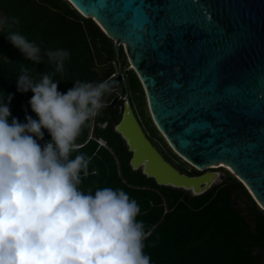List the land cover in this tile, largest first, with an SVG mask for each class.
Returning <instances> with one entry per match:
<instances>
[{
	"label": "water",
	"instance_id": "1",
	"mask_svg": "<svg viewBox=\"0 0 264 264\" xmlns=\"http://www.w3.org/2000/svg\"><path fill=\"white\" fill-rule=\"evenodd\" d=\"M111 39L129 165L159 185L199 195L217 171L181 172L147 137L127 98L123 46L149 115L172 151L196 170L230 167L264 210V0H67ZM0 16H3L0 11Z\"/></svg>",
	"mask_w": 264,
	"mask_h": 264
},
{
	"label": "trees",
	"instance_id": "2",
	"mask_svg": "<svg viewBox=\"0 0 264 264\" xmlns=\"http://www.w3.org/2000/svg\"><path fill=\"white\" fill-rule=\"evenodd\" d=\"M0 11L3 16L19 19L15 30L36 42L42 56L48 49L69 51L63 73L54 76L60 92L66 93L77 80L102 82L115 73L112 39L67 0H0ZM6 35L0 31V98L12 95L9 107L21 123L26 122V114L38 119L28 103L33 93L17 91L20 64L30 69L34 79H39L37 73L54 72L55 65L46 56L38 64L27 60ZM101 64L106 65L102 72L98 68ZM124 88L143 123L164 140L148 113L142 85L132 69L127 71ZM114 97L115 90L105 96L106 106L83 127L76 141L77 151L71 154L73 158L79 153L91 157L89 175L82 178L81 190L94 193L97 188L122 189L137 201L141 210L137 220L145 224V253L151 257V264H264V210L245 186L228 173L224 181L204 193L191 195L157 184L140 169L132 170L131 152L113 128L120 119L123 102L119 99L110 107ZM50 139L44 130L40 143ZM165 144L168 152L159 150L164 158L181 172L195 175L197 170L190 165L175 163L173 159L183 160Z\"/></svg>",
	"mask_w": 264,
	"mask_h": 264
},
{
	"label": "clouds",
	"instance_id": "3",
	"mask_svg": "<svg viewBox=\"0 0 264 264\" xmlns=\"http://www.w3.org/2000/svg\"><path fill=\"white\" fill-rule=\"evenodd\" d=\"M19 24L0 16L7 40L34 64L46 56L55 71L34 79L20 64L17 91L33 93L28 103L38 119L26 114L21 123L9 107L12 95L0 98V264H151L137 201L122 189L82 191L91 157L71 155L112 85L77 80L60 92L54 76L63 73L69 51L48 49L42 56L36 42L15 30ZM44 130L51 139L41 144Z\"/></svg>",
	"mask_w": 264,
	"mask_h": 264
},
{
	"label": "rangeland",
	"instance_id": "4",
	"mask_svg": "<svg viewBox=\"0 0 264 264\" xmlns=\"http://www.w3.org/2000/svg\"><path fill=\"white\" fill-rule=\"evenodd\" d=\"M3 14V13H2ZM83 16V15H82ZM112 41H113V44H114V40L112 39ZM120 47H121V45L118 47V51H119V60H120ZM123 47V46H122ZM100 70H101V72L102 71H104L105 69H106V65H100L99 67H98ZM129 69V65L127 64L126 65V67H125V70L127 71ZM124 72L125 71H122V74H123V83H124V81H125V79L124 78H126V76H125V74H124ZM113 90H115V95L117 96V95H119V93H120V90H119V86L117 85V87L115 88V89H113ZM126 95H127V98L128 99H130V94L129 93H127L126 92ZM135 103V102H134ZM135 105V104H134ZM139 111H138V109H137V113H138ZM149 113V112H148ZM139 117L141 118V115H139ZM142 120H143V118H142ZM152 135H154L155 136V134H152ZM160 135H161V133H160ZM162 136V135H161ZM156 138H157V136H155ZM163 137V136H162ZM163 139H164V137H163ZM165 140V139H164ZM164 140H157L156 141V145L162 150V151H164V152H168V150H167V147H166V144H165V142H166V140H165V142H164ZM97 142L100 144V142H99V140H97ZM167 143V142H166ZM102 144V143H101ZM167 145H168V143H167ZM169 146V145H168ZM174 161H175V163L177 164V165H181V166H187V165H189V164H185L183 161H181V160H177V159H173ZM223 167H221V168H218V167H216L215 166V168H207V169H205V170H197V172H196V174H201V173H204V172H207V171H217L218 173H219V176L217 177V179H216V182L215 183H219V182H222V181H224L226 178H227V176H228V173H230V174H232V175H234L235 177H236V175L234 174V172L230 169V167H228V166H226V165H222ZM188 170H192L191 168H190V166L188 167ZM204 171V172H203ZM195 174V175H196ZM236 200H237V198H236ZM242 204L240 203V206H241Z\"/></svg>",
	"mask_w": 264,
	"mask_h": 264
},
{
	"label": "flooded vegetation",
	"instance_id": "5",
	"mask_svg": "<svg viewBox=\"0 0 264 264\" xmlns=\"http://www.w3.org/2000/svg\"><path fill=\"white\" fill-rule=\"evenodd\" d=\"M118 60H119V51H118ZM129 65V69H132V66L129 64L127 58H126V55L124 53V50H123V47L121 46L120 47V60H119V67H120V71H121V74H122V71H125L124 74L125 76H127V71L125 70V67L126 65ZM134 71V70H133ZM115 74V73H114ZM113 75V74H112ZM111 75V76H112ZM110 76V77H111ZM122 78H123V74H122ZM126 79V78H124ZM140 118V117H139ZM140 122L143 126V129L145 131V133L147 134V137L149 138V140L152 142V144L158 149V150H161L157 145H156V141L158 140V138H156L154 135H152L151 131L149 130V128L143 123L142 119L140 118ZM160 133V132H159Z\"/></svg>",
	"mask_w": 264,
	"mask_h": 264
},
{
	"label": "bare ground",
	"instance_id": "6",
	"mask_svg": "<svg viewBox=\"0 0 264 264\" xmlns=\"http://www.w3.org/2000/svg\"><path fill=\"white\" fill-rule=\"evenodd\" d=\"M101 143H103V141L102 140H99ZM222 165H224V164H222V163H220L219 164V166H222ZM210 167H215V165H212V166H210ZM200 170H205V169H200ZM204 172V171H203ZM207 172H212V171H207Z\"/></svg>",
	"mask_w": 264,
	"mask_h": 264
},
{
	"label": "built area",
	"instance_id": "7",
	"mask_svg": "<svg viewBox=\"0 0 264 264\" xmlns=\"http://www.w3.org/2000/svg\"><path fill=\"white\" fill-rule=\"evenodd\" d=\"M100 142V141H99ZM101 144V143H100ZM105 143L103 142L102 145H104Z\"/></svg>",
	"mask_w": 264,
	"mask_h": 264
},
{
	"label": "crops",
	"instance_id": "8",
	"mask_svg": "<svg viewBox=\"0 0 264 264\" xmlns=\"http://www.w3.org/2000/svg\"><path fill=\"white\" fill-rule=\"evenodd\" d=\"M101 143V142H100Z\"/></svg>",
	"mask_w": 264,
	"mask_h": 264
}]
</instances>
